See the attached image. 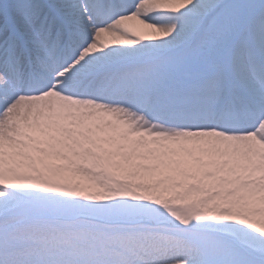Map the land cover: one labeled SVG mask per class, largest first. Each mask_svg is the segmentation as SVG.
I'll use <instances>...</instances> for the list:
<instances>
[{
    "label": "snow or ice",
    "instance_id": "6c2138e0",
    "mask_svg": "<svg viewBox=\"0 0 264 264\" xmlns=\"http://www.w3.org/2000/svg\"><path fill=\"white\" fill-rule=\"evenodd\" d=\"M0 264H264V0H0Z\"/></svg>",
    "mask_w": 264,
    "mask_h": 264
}]
</instances>
